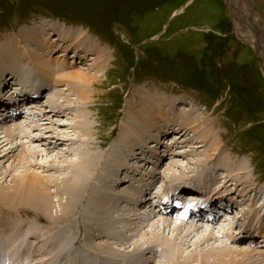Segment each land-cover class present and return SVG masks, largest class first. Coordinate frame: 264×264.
Instances as JSON below:
<instances>
[{
	"label": "rangeland",
	"instance_id": "374dc122",
	"mask_svg": "<svg viewBox=\"0 0 264 264\" xmlns=\"http://www.w3.org/2000/svg\"><path fill=\"white\" fill-rule=\"evenodd\" d=\"M245 2L253 6V10L250 7L249 10L253 15L252 18L254 17L253 20L261 28L260 44L264 45V0H245ZM245 10V4L241 3V8H238L236 12L240 21L237 19L232 21V16L229 19L227 15L224 0H0V48L2 45L11 42H19V49H22L23 52L25 46L27 48L28 45L22 31L25 28L44 22L52 28L48 33V39L51 42H60L62 39L58 33H53L55 31L52 27L53 24L63 25L71 30H82L92 40L91 43L84 40L81 45L77 42L75 44L71 43V41L68 44L66 43L65 46L69 47L70 56L75 54L76 50L80 54L78 58H74L73 64H67L68 60L72 61L71 58H66L64 64L72 65L73 67H70L72 70L86 71L88 75L97 77L96 82L89 88V94L91 95L86 105L76 98L78 97L76 91H71L70 95L76 101L74 103L75 108L71 106V110L87 109L89 112V116H87L88 123L93 130L90 138L97 146H100L99 150L103 153L110 149L111 144L120 142V133L127 131L130 123V119L127 120L126 114L130 112V115H132L140 110L145 99H159V102L161 100L163 102L165 99L168 102L178 100L180 106L189 109L187 113L190 108H193L194 112L197 111L198 122L187 128L189 130L187 135L180 138L183 142L187 139L195 140L193 144L189 141L183 144L185 145L183 150L189 154V157H180V159L183 158L185 164L184 179L180 181L187 185L196 186L199 174L205 170L209 174L205 183L213 188L212 191L204 189L205 197L215 196V193L220 192V190L221 192H234L235 194L229 195L227 200H233L231 204L235 206L233 208L231 204H226L225 214L222 216L225 220L221 221L224 225L229 224V226H232L231 236H235L237 239L234 241L228 240L231 241L228 244L236 249L238 247L241 250H250L253 255H257V258L263 259L264 247L257 245L261 241L264 245V231L257 233L256 230L244 229V225L248 224L247 221L251 218L250 216L255 213L256 205H249V201L241 202L236 199L238 193L244 196L247 195L243 189L244 185H249L251 197H255V192L259 190L261 192L257 194V199H260L261 194H264V65H262L254 49L255 44L249 42V38L244 37L243 40L236 31V26L242 30L244 20L247 22L243 23L244 25L252 26L249 17H243V14L247 16ZM51 13L62 14L65 18L56 17ZM66 18L84 19L85 23L81 21L70 23ZM249 33L256 37L253 27ZM90 46L94 48L90 49ZM84 50L86 51L84 52ZM58 52H52V55L54 56ZM40 54L39 49L38 55ZM10 59L12 64H17L13 55L10 56ZM35 74L38 75V73ZM25 85L27 90L32 89V85ZM58 85L60 86V84ZM22 87L17 84L13 85L12 88H10V85H5L6 89L2 87L5 92L3 99H9L10 97L15 99L13 105L16 103V106L14 105L13 108L18 112L14 117L12 111H9L6 117L11 122H9L10 120L4 121L7 126L17 128L18 134L13 135L15 139H12V143L9 144L13 147L16 155L20 152L21 147L19 146L27 144L25 137L22 136L21 138L20 134L21 130L25 129V122L27 123L30 120V118H25L28 111L25 108L22 111L17 107L27 95V90H21ZM12 89L18 93L6 96V92L12 91ZM40 93L43 92L40 91ZM42 99L43 102L41 103L49 106L47 98L43 97ZM27 102L28 100L23 101L26 105ZM73 113L71 112L72 117L68 118L67 115H61L55 120L60 128L58 130L62 134L65 135L68 132L70 135L69 132H71L76 137L77 134L75 135L73 131H70L71 127L67 125L76 122L77 119ZM13 119L19 120L12 121ZM49 122H45L46 124L42 125L41 130H34V133L45 136L53 135L50 130H53L56 125L49 124ZM1 125L2 121L0 127ZM130 137L131 134L128 133L127 138ZM163 139H165V142L160 144L163 145L159 148L160 153L158 154L160 155L156 153V160H159V170H162L165 164L169 162V156L165 157L163 153L170 151L167 141L173 140L174 134L169 135L168 139ZM45 143L42 141L34 143V147H38L42 152V156L38 158L41 163L51 162L60 150L70 148L64 142L48 145ZM216 146L218 150H214ZM53 148H56L57 152L52 151ZM176 148L174 149L176 150ZM44 149L47 150L44 151ZM160 156H163L161 160ZM197 158L211 160V162L205 167L198 168L195 165ZM13 160L14 158L8 159L7 157L0 160V190L2 192H4L3 187H9L14 183L12 182L15 177L14 174L19 175L21 172H25L24 169L19 168L17 160ZM31 160H34V158L31 157ZM63 160L64 158H60L59 162L64 163ZM33 170L45 176L49 175V177H62V174L59 171L56 172L55 169L47 170V168L36 166L33 167ZM176 170L179 173L183 172V170L180 172L178 168ZM194 173L197 176L194 175V177ZM204 173L206 174V172ZM225 177H227L228 182ZM138 178L131 180L129 185L138 184ZM180 181L178 180V182ZM161 182L160 185H162ZM163 183L166 186L170 184L166 179ZM120 186L116 185L115 189L120 191L122 188ZM251 188H253V191ZM64 194L56 197L55 194L50 193L49 197L54 199L56 202L54 204H57L59 200L67 202L68 197ZM199 195L202 198V194ZM178 198V196L174 197V200ZM201 198L199 202H206ZM183 199L186 198H179V200ZM1 202L0 210H3L2 208L6 207L7 204ZM29 203L31 201H27V204ZM239 204L241 205L239 206ZM23 207L30 213H25L23 209H20L23 212L15 211V214H26L30 223L35 221L36 224L45 227L50 226L52 223L50 220L52 218L48 214L46 216L45 214L40 215L41 221L37 220L35 218L37 216L35 210L37 209L31 208L30 204ZM130 207L139 210V212L141 211L140 215L144 219L149 218L151 214L149 209L153 208L151 206L148 209L149 213H145L144 208H137L135 205ZM59 208L57 206L53 209L54 218H56V215L58 217ZM241 210L245 212L244 216L241 219L234 218L235 215H238L237 212ZM182 211L176 208L166 215L160 212L158 217L178 218V215L182 216L180 215ZM251 211L253 212L251 213ZM154 212L155 214L158 213L156 210ZM75 213L76 211L69 213L68 216L72 215L70 222L75 219ZM220 214L222 215V213H218V215ZM16 218L18 217L8 216L7 221L13 225L18 223ZM25 218L23 217V221H25ZM60 220L62 221L60 226L67 223L64 222L66 220L64 216ZM219 221L220 217L213 222L212 226L215 228L213 232L216 231ZM203 222L206 223L204 220ZM254 223L257 224V222ZM252 225L249 222L248 227L250 228ZM131 226L132 224L128 223V227L133 229ZM28 227L34 229L29 224ZM226 227L228 226L226 225ZM22 229L25 230V228ZM73 231L78 237L77 243L73 246H82L84 243L81 244V241L85 242L87 239L88 229H78L73 225L68 232ZM32 232L33 230H31ZM241 232L245 236H238ZM212 233L210 232L209 236L214 237ZM135 234L138 233L135 231ZM151 235L149 234L147 238H150ZM30 236H33V234H30ZM127 237H129L128 234ZM136 238L138 241L141 240L139 241L141 243L146 241L145 238L141 239L140 235H136ZM96 240L100 242L103 241V238L98 236ZM213 240L215 238L208 243H199L195 249L185 247V250L204 253L205 251L210 252L209 249L212 248V245L220 247L227 243L224 236L216 241ZM134 244H132V248ZM224 247L226 248V246ZM23 248L25 249V245ZM37 248L42 251L51 248V250L56 249L58 252L56 251L53 256L48 254L46 259L37 255V261H33L30 255L31 251L28 249L22 253L23 255L27 254L28 259L25 258L27 264H32V262L34 264H62L64 261L70 264L69 261L73 258V248L67 244L41 242L35 244L33 250ZM63 251H66V254ZM68 253L72 255H68ZM0 254L3 256V253L0 252ZM145 256L147 258L145 264H155L156 259H159L158 257L156 259H154L155 257L152 258V253ZM89 257L92 260L97 259L91 255ZM100 260L104 261V259ZM259 263L264 264L260 261Z\"/></svg>",
	"mask_w": 264,
	"mask_h": 264
},
{
	"label": "bare ground",
	"instance_id": "6f19581e",
	"mask_svg": "<svg viewBox=\"0 0 264 264\" xmlns=\"http://www.w3.org/2000/svg\"><path fill=\"white\" fill-rule=\"evenodd\" d=\"M229 3L232 21L233 19L240 21L236 12L238 8H241V3L245 4L246 7L247 16L243 14V17L253 16L249 10V7L253 10V6L247 4L245 0H229ZM245 22V20L242 22V30L236 26V31L243 40L244 37L249 38V42L256 44V37L249 33L252 31V26L244 25ZM52 27L55 30L53 33H58L62 38L60 42H51L48 39L49 30L52 28L44 22L25 28L22 31L28 45L27 48L25 46L23 52L22 49H19V42H11L2 45L0 48V102L4 101L3 104L0 103V113H3V115L0 114L2 121L0 127V160L5 157L8 159L14 158L13 161L17 160L19 168L25 170L19 175L14 174L15 177L12 179L14 183L9 187H3L4 192L0 190V201L7 204H4L6 207L0 210V252L3 253V256L0 254V264H27V254H24V256L22 253L28 249L31 251L30 255L32 257H30L33 261L36 260L37 255L46 259L48 254L53 256L56 253L57 250H51L52 247L47 251L38 248L33 250L35 244L41 242L67 244L72 247L73 258L69 261L70 264H145L147 259L145 255L151 253L152 258H159L156 259L155 264H260L259 261L264 263V258H257V255H253L250 250H241L238 247L236 249L228 244L231 243L228 240L234 241L237 239L235 236H231L232 226L226 224L228 226L226 227L221 221L225 220L222 216L225 214L226 204L230 205L233 202V200H227V197L233 195L234 192H221L220 190V192L215 193L216 195L214 194L215 196L205 197L204 189H213L205 183L209 177L205 170L199 174L196 186L187 185L180 181L184 179L183 174H185V164L183 158L180 159V157H189V154L183 150L185 147L183 144L188 141L193 144L195 141L187 139L183 142L180 138L187 135L189 131L187 128L198 122L197 111L194 112L193 108H190L187 113L189 109L180 106L178 100L168 102L165 99V101L162 102L161 100L159 102V99H145L140 110L132 115H130V112L126 114L127 120L130 119V123L127 131L120 133V142H123L111 144L109 150L104 153L101 152L99 150L100 146H97L90 138L93 130L88 123L87 116H89V112L86 108L79 111L71 110V106L75 108L74 103L76 101L70 95L72 90H74L73 92L76 91V94L78 93L76 98L86 105L91 95L89 94V88L96 82L97 77L88 75L86 71L72 70L70 69L72 65L64 64L66 58L72 59V61L68 60L67 64H73L74 58H78L80 54L76 50L75 54L70 56L69 47L65 46L66 43L68 44L71 41V43L75 44L77 42L81 45L84 40H87L88 43H91L92 40L79 29L71 30L58 24H53ZM262 45L260 46L261 55L263 56L264 45ZM72 46L74 45L72 44ZM89 48L93 49L94 47L90 46ZM39 49L41 51L40 55H38ZM52 52L58 53L53 56ZM11 55L16 58L17 64H12ZM75 63L77 64V61ZM35 73H38V75ZM16 84L23 86L21 90H27L25 84L32 85V89L27 90V95H25V98L26 96L28 98L25 107L28 112L25 118H30V120L27 123L25 122V129H22L20 134L21 138L22 136L25 137L27 144L19 146L21 148L17 155L14 154L13 147L9 145L12 143V139H15L13 135L18 134L17 128L7 126V123L4 122L10 120L6 117L9 111H12L14 117L18 113L13 108L15 99L12 97L3 99L5 97V85H10V88H12ZM2 87L4 88L2 89ZM12 91L6 92L5 95L16 93H12ZM40 91L43 93H40ZM43 97L47 98L49 106L41 103ZM71 112H74L73 114H75L77 120L74 124L67 125L71 127L70 131H73L75 135L77 134L76 137L71 132H69L70 135L68 132L65 135L62 134L58 130V123L55 120L61 115H67L68 118L72 117ZM48 121H50L49 124L56 125L53 130H50L53 135L45 136L34 133V130H41L42 125ZM170 132L174 134V139L167 141L170 151L163 153V156H169V162L165 164L162 170H159V160H156V157L160 153L159 148L163 146L160 144L165 142L163 138L168 139L171 135ZM128 133L131 134L130 138H127ZM178 136L179 138H177ZM55 140L56 143H67L66 146L69 145L70 148L60 150L51 162L41 163L38 158L42 156V152L38 147H34V143L42 141L46 142V145L56 144ZM55 147L57 146L55 145ZM175 147H177L176 150ZM55 149L53 148L52 151H56ZM215 149L218 150V147L216 146ZM46 150L44 149V151ZM163 156H160V160ZM31 157L34 160H31ZM51 157L53 158V155ZM60 158H64L63 162L65 164L59 162ZM210 162L211 160L197 158L195 165L201 168L207 166ZM36 166L47 168V170L55 169L56 172L59 171L62 174V177L54 178L49 177V175H42L33 170V167ZM176 168L180 169V172L183 170V172L179 173ZM194 175L197 176L195 173ZM137 177H139V183L129 185L130 181L134 178L137 179ZM159 178L162 185L159 184ZM165 179L170 183L167 186L163 183ZM225 180L227 181V177H225ZM225 180L224 182H226ZM116 185L122 187L120 191L115 189ZM248 186L244 185L243 188L247 194L246 196L238 193L236 197L241 202L249 201V205H256L255 213L247 221L248 224L250 222L253 225L249 228L248 224H245L244 229L256 230L257 233H261V231H264V194H261L262 200L261 196L260 199H257L260 190L255 192V197H251L250 187ZM251 190L253 191V188ZM50 193L55 194L56 197L65 193L68 200L67 202L59 200L57 204H54L56 202L54 199H50ZM200 193L202 198L199 195ZM177 196L186 199L179 200L178 198L174 200V197ZM200 198L206 202H199ZM27 201H31L29 203L31 208L37 209L35 210L37 220L41 221L40 215L45 214L46 216L48 214V216H51L52 223L50 226L38 225L35 221L30 223L26 214H15V211H20V209H23L25 213H30L23 207L24 205L29 206ZM214 204L215 206H213ZM131 205L144 208L145 213H149L150 210L149 218H142L141 211L132 209ZM57 206L60 207L58 209L60 217L56 215V218H54L52 211ZM70 206H72L71 212L69 211ZM151 206H153V211L150 208ZM176 206L183 210L180 213L182 216L178 215V218L158 217L160 212L164 215L169 214L176 209ZM231 206L234 208L235 205L231 204ZM161 209L163 210L160 211ZM194 209L195 211L199 209L206 210L205 214L213 219L212 222L207 221V217L203 218V215L194 214L192 212ZM23 210L20 212H23ZM155 210L158 211L157 214H155ZM75 211V219L70 222L72 215H68ZM240 212H237L238 215H235L234 218L241 219L245 212L243 210ZM218 213H222V215H218ZM8 216L18 217L16 218L18 223L11 225L7 221ZM62 216L66 217L64 222L67 223L60 226ZM23 217H26L25 221H23ZM219 217L220 223L218 227L216 226V231L213 232V229H215L212 226L213 222ZM254 222H257V224ZM128 223L132 224L133 229L128 227ZM28 224L34 229H30ZM73 225L78 229L87 228L89 231L86 233L87 239L85 242L81 241V244L84 243L83 247L81 245L73 246L78 239L74 231L68 232ZM22 228H25V230L23 231ZM31 230H33L32 233ZM135 231L138 234H135ZM210 232H213L214 237L209 236ZM49 233L52 234L49 235ZM30 234H33V236H30ZM127 234L129 237H127ZM149 234L152 235L147 238ZM136 235H140L141 239L145 238L146 241L144 243L139 242L141 240L138 241ZM98 236H101L103 241H100V239L98 240L100 242H97ZM223 236L226 238L227 243L220 247L212 245V248L209 249L210 252L196 253V251L185 250V247L195 249L199 243H208L213 238H215L213 241H216ZM238 236L243 237L245 234L241 232ZM136 242L139 244H134ZM132 244H134L133 248ZM24 245L25 249L23 248ZM257 246L264 247L262 241L260 244L258 242ZM65 252L63 251L64 254H66ZM68 255L72 254L68 253ZM89 255L97 259L92 260ZM100 259H104V261ZM64 263L68 264L65 261L62 264ZM32 264L34 263L32 262Z\"/></svg>",
	"mask_w": 264,
	"mask_h": 264
},
{
	"label": "water",
	"instance_id": "95a60500",
	"mask_svg": "<svg viewBox=\"0 0 264 264\" xmlns=\"http://www.w3.org/2000/svg\"><path fill=\"white\" fill-rule=\"evenodd\" d=\"M224 2H225V5H226V12H227V15H228V17H229V19H231V14H230V12H229V10H228V8H229V6H230V3H229V0H224ZM249 20L251 21V23H252V27H253V30H254V32H255V34H256V44H255V46H254V49H255V51H256V53H257V55H258V57H259V59L261 60V62H262V65H264L263 64V56L261 55V28L259 27V25H257V23L253 20V18L252 17H249Z\"/></svg>",
	"mask_w": 264,
	"mask_h": 264
},
{
	"label": "trees",
	"instance_id": "16d2710c",
	"mask_svg": "<svg viewBox=\"0 0 264 264\" xmlns=\"http://www.w3.org/2000/svg\"><path fill=\"white\" fill-rule=\"evenodd\" d=\"M51 14H52V15H55L56 17H59V18H65L64 15H62V14H57V13H51ZM66 19H67V21H69L70 23H71V22H79V21L85 23V20H84V19H83V20H80V19H74V18H66Z\"/></svg>",
	"mask_w": 264,
	"mask_h": 264
}]
</instances>
